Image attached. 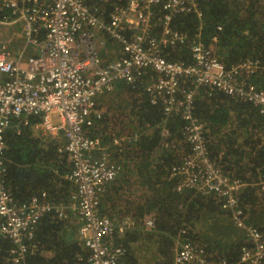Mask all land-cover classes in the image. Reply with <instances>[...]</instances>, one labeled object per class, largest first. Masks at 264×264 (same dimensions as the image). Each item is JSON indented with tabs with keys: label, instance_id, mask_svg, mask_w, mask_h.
Returning <instances> with one entry per match:
<instances>
[{
	"label": "built area",
	"instance_id": "built-area-1",
	"mask_svg": "<svg viewBox=\"0 0 264 264\" xmlns=\"http://www.w3.org/2000/svg\"><path fill=\"white\" fill-rule=\"evenodd\" d=\"M2 5L21 27L19 33L0 40V240L9 242L4 248L7 262L29 264L42 216L52 212L66 217L70 210L77 236L88 251V264H125V249L115 238L117 232L129 228V221L117 224L98 215L100 198L118 175L121 163L88 130L94 117L101 116L97 96L123 81L143 83L150 103H160L164 113L185 121L181 140L192 146V153L178 156L169 177L175 179L177 191L189 189L217 197L226 215L242 230L243 244L232 264H264V236L245 223L238 207L240 183H231L222 166L210 159L202 124L192 113L202 90L207 95L219 90L249 101L264 113V92L241 78L258 69V60L245 59L225 67L212 43L205 44L199 33L190 42L189 61L169 59L172 48L189 42L186 32L172 28L171 18L185 13L200 17L197 0H115L109 9L102 0H3ZM156 12L162 16L158 30L152 23ZM5 21L0 19V24ZM99 34L118 43L120 52L115 59L101 58ZM19 37L21 49L13 55L12 45ZM31 117L38 118L33 128L65 138L64 150L71 156V171L65 178L73 182L75 190L63 204L54 203L45 190L17 200L4 184V133L12 126L29 124ZM118 141L112 138L113 144ZM258 178L264 189L262 177ZM143 224L153 230L151 215L143 218ZM175 242L172 264H229L214 259L206 244L193 241L186 228H180ZM2 251L0 242V254Z\"/></svg>",
	"mask_w": 264,
	"mask_h": 264
},
{
	"label": "trees",
	"instance_id": "trees-1",
	"mask_svg": "<svg viewBox=\"0 0 264 264\" xmlns=\"http://www.w3.org/2000/svg\"><path fill=\"white\" fill-rule=\"evenodd\" d=\"M2 1L0 19L12 20L11 10ZM114 1L108 0L103 6L109 9ZM197 5L200 17L195 13L172 16V28L186 32L189 42L172 48L167 57L189 61L190 42L199 33L205 44L212 43L225 67L245 59L258 60V69L251 76L241 78L246 85L252 84L264 92V0H197ZM161 17L160 12L152 17L156 30ZM214 36L216 41H211ZM112 91L117 105L124 100L112 118H116L119 129H122L121 123L128 129L122 134L125 139L120 144L110 145L115 159L121 161V169L101 196L98 215L117 224L129 219L134 222L132 229L116 234L115 242L125 249L123 262L172 264L175 238L180 228H186L193 241L206 244L214 259L234 263L244 236L221 208L218 198L189 189L177 191L175 179L169 177L170 166L177 157L192 153V146L181 140V126L185 121L179 115L164 113L160 103H150L140 82L130 85L118 81L112 90L97 96L98 109V100L101 103L104 95ZM192 113L202 124L210 159L222 166L231 183H240L237 197L242 218L264 236V189L258 178L261 175L264 183V113H259L251 102L219 90L212 91L211 95L202 90L193 102ZM105 118L102 112L99 118L94 117L88 128L91 137L102 134L94 130L96 123L101 124ZM36 122L38 118L31 117L29 124L12 126L5 131L4 184L17 200L45 190L54 203L63 204L74 191L73 184L65 178L71 171V156L64 150L65 138L36 136L32 128ZM120 131L115 134L120 135ZM146 215L153 219L151 231L143 225ZM74 224L71 214L68 217H57L52 212L43 215L35 229L37 248L28 263L88 264V251L78 238ZM0 242L3 243L0 264H12L5 259L4 248L9 242L2 239Z\"/></svg>",
	"mask_w": 264,
	"mask_h": 264
},
{
	"label": "rangeland",
	"instance_id": "rangeland-1",
	"mask_svg": "<svg viewBox=\"0 0 264 264\" xmlns=\"http://www.w3.org/2000/svg\"><path fill=\"white\" fill-rule=\"evenodd\" d=\"M89 1L91 3H93L95 0H89ZM102 1L104 3L105 1H108V0H102ZM3 20H5V19H3ZM5 22H7V23L0 24V40L6 39L8 36H10V34L12 32L19 33L20 32V29H21L19 22H12V20H6ZM21 39H22V37H19L18 40H15L14 41V44L12 45V54L13 55H15L16 53H18L20 51V49H21L20 40ZM98 41H103V44L99 45V49L98 50H99V54H100L101 58L104 61L113 60V59H115L119 55L120 47H119V45H118V43L116 41H113L112 39H110L109 37H107L104 34H99L98 35ZM143 87H144V85H143ZM140 91H142V89H140ZM114 94H115V91H112L111 94H105L104 95L105 98L103 99V101L101 103L98 100L99 110L103 113V118H105V117L106 118H105V121L102 122L101 124L96 123L95 130H94V132L96 134L99 133V132L102 133V134H97V135L101 136L104 139V141L103 140H101V141L106 146V148L109 149V151L112 150L110 148V147H112V146H110L111 144L116 146V145L120 144V142L125 139V135H122V134L126 133L125 131L128 129L127 126H125L123 123L120 122L121 125H122V129L120 128L122 131H120V129H119L120 126H118V125L115 124V119L116 118H112V117H115L114 116V113L116 114L118 112V109L124 103V100H121L118 103V105H117L116 101L114 99H112ZM107 98L110 100L109 102H108ZM99 126H101V129L98 130V127ZM34 129H35L34 130V134L36 136H44V137L60 136L61 138H63L60 134L59 135H52V134L44 133L41 129H38V128H34ZM116 131H120L121 134L120 135L115 134ZM113 135H115V137L119 140L118 141V144H113V142L110 141L111 140V137H113ZM112 156L115 159L113 153H112ZM177 159H178V157H177ZM117 161L119 163L121 162L119 160H117ZM260 176L261 175H258V177H260ZM70 182L73 183L72 181H70ZM74 190H75V188H74ZM71 213L72 212L70 210H68L67 211V214H66V217H68L69 214H71ZM74 222L76 224V220L75 219H74ZM75 224H74V226H76L75 229H77V225H75Z\"/></svg>",
	"mask_w": 264,
	"mask_h": 264
},
{
	"label": "crops",
	"instance_id": "crops-1",
	"mask_svg": "<svg viewBox=\"0 0 264 264\" xmlns=\"http://www.w3.org/2000/svg\"><path fill=\"white\" fill-rule=\"evenodd\" d=\"M102 4H103V1H102ZM22 40V39H21ZM20 40V41H21ZM0 78H1V75H0ZM122 222H123V220H122ZM144 225V224H143ZM130 229H132L133 227H134V222L133 221H131L130 219H129V226H128ZM144 228H145V226H144ZM145 230H147V231H151V230H148V229H146L145 228ZM75 231H77V229L75 230Z\"/></svg>",
	"mask_w": 264,
	"mask_h": 264
},
{
	"label": "clouds",
	"instance_id": "clouds-1",
	"mask_svg": "<svg viewBox=\"0 0 264 264\" xmlns=\"http://www.w3.org/2000/svg\"><path fill=\"white\" fill-rule=\"evenodd\" d=\"M5 20H7V19H5ZM12 21H13V19H12Z\"/></svg>",
	"mask_w": 264,
	"mask_h": 264
}]
</instances>
